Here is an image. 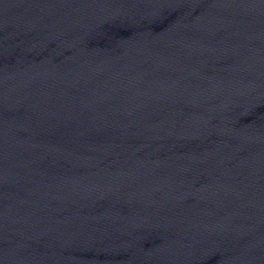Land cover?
Returning a JSON list of instances; mask_svg holds the SVG:
<instances>
[{
  "label": "water",
  "instance_id": "95a60500",
  "mask_svg": "<svg viewBox=\"0 0 264 264\" xmlns=\"http://www.w3.org/2000/svg\"><path fill=\"white\" fill-rule=\"evenodd\" d=\"M0 264H264V0H0Z\"/></svg>",
  "mask_w": 264,
  "mask_h": 264
}]
</instances>
